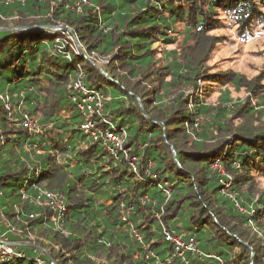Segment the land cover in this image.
<instances>
[{
    "label": "trees",
    "instance_id": "obj_1",
    "mask_svg": "<svg viewBox=\"0 0 264 264\" xmlns=\"http://www.w3.org/2000/svg\"><path fill=\"white\" fill-rule=\"evenodd\" d=\"M256 20L264 0H0V29L38 27L0 30V236L42 249L0 264H264V67L247 81L208 66L216 30L247 40ZM79 76L101 98L96 139ZM16 110L36 130L8 123ZM39 191L63 197L60 231ZM164 230L201 257H178Z\"/></svg>",
    "mask_w": 264,
    "mask_h": 264
},
{
    "label": "built area",
    "instance_id": "obj_2",
    "mask_svg": "<svg viewBox=\"0 0 264 264\" xmlns=\"http://www.w3.org/2000/svg\"><path fill=\"white\" fill-rule=\"evenodd\" d=\"M73 89L76 93V97L72 98L73 101L78 100V109L83 117L84 125L83 130L90 134L94 139L97 138L96 131L94 129V124L92 123V116L98 115L102 109L101 98L95 92L87 90L85 87L82 76H79L74 83ZM0 100L2 98L0 97ZM19 116L20 118H15L14 115ZM8 123L17 122L19 126L22 127L25 131L32 132L36 130V122L29 115L22 113L20 110L15 112H10L7 116ZM104 141L107 145L110 146V154L115 156L119 150H122V140L115 136L113 133L106 131L104 133ZM0 144L4 145V140L0 137ZM134 161L132 158L130 165L134 169ZM153 166V164H149ZM213 169L219 170L217 166H213ZM225 185V187L227 188ZM22 199H26L25 196H22ZM144 201V198L141 199ZM31 203L38 207L46 210L48 214V222L55 231H60L63 227V219L65 217L66 209L64 207V199L60 194L49 192V191H39L37 195L31 199ZM30 218H35V215H30ZM164 239L166 242L170 243L174 248L176 255L182 257L185 252H189L194 257H201L199 249L196 247V243L192 240L189 243L184 244L181 239L174 235L172 232L165 231L163 232ZM4 236H0V259L5 260L6 256L17 255L22 257L19 254L15 253V247L7 246Z\"/></svg>",
    "mask_w": 264,
    "mask_h": 264
},
{
    "label": "rangeland",
    "instance_id": "obj_3",
    "mask_svg": "<svg viewBox=\"0 0 264 264\" xmlns=\"http://www.w3.org/2000/svg\"><path fill=\"white\" fill-rule=\"evenodd\" d=\"M252 37L247 40L238 39L234 28L226 25L214 32V35L223 37L212 54L208 66L215 72H234L242 75L247 81L257 77L264 67V20L253 22ZM172 47L169 48L171 50ZM264 85V79L262 81ZM105 87V84H103ZM233 103L248 98L249 93L241 88L238 92L230 87ZM218 99L217 90L212 94L210 101L215 103ZM258 188L264 191V177H255ZM227 186V185H226Z\"/></svg>",
    "mask_w": 264,
    "mask_h": 264
},
{
    "label": "water",
    "instance_id": "obj_4",
    "mask_svg": "<svg viewBox=\"0 0 264 264\" xmlns=\"http://www.w3.org/2000/svg\"><path fill=\"white\" fill-rule=\"evenodd\" d=\"M38 27H27V28H13V29H8V30H6V29H0V30H2V31H20V30H32V29H37ZM46 29H49V30H52V31H54V30H57V29H55V28H50V27H48V28H46ZM62 30H66L65 28H61ZM76 44H77V47H78V49L80 50V51H82L81 50V48H80V46H79V44H78V42H76ZM101 73L102 74H104V72L103 71H101ZM105 75V74H104ZM139 106H140V108H141V110H142V112H143V109H142V106H141V103L139 102ZM172 157H173V160L176 162V154H175V152H174V150L172 149ZM7 246H12V247H22V248H25V247H34V248H36V249H38V250H40V251H42V249L41 248H39V247H36V246H34V245H32V244H26V243H5ZM47 255V254H46ZM52 264H54L53 262H51Z\"/></svg>",
    "mask_w": 264,
    "mask_h": 264
}]
</instances>
